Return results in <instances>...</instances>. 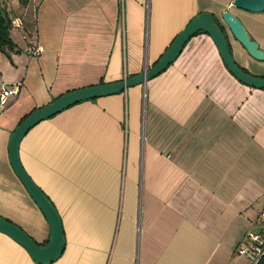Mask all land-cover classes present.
Returning a JSON list of instances; mask_svg holds the SVG:
<instances>
[{"label":"crops","instance_id":"1","mask_svg":"<svg viewBox=\"0 0 264 264\" xmlns=\"http://www.w3.org/2000/svg\"><path fill=\"white\" fill-rule=\"evenodd\" d=\"M233 0H0L14 49L0 52V218L38 245L50 226L9 164L29 114L71 91L140 75L200 13L224 31L243 71L264 78L221 21L229 11L264 50V13ZM42 53L30 58L29 41ZM19 146L28 176L57 210L66 240L50 264H252L236 251L264 210V90L240 84L198 32L144 86L72 105ZM0 264H33L0 234Z\"/></svg>","mask_w":264,"mask_h":264},{"label":"water","instance_id":"2","mask_svg":"<svg viewBox=\"0 0 264 264\" xmlns=\"http://www.w3.org/2000/svg\"><path fill=\"white\" fill-rule=\"evenodd\" d=\"M232 7L249 14L264 13V0H233ZM220 16L224 27L229 30L234 41L243 47L249 58L264 63V50L260 48L259 43L251 39L241 20L227 10ZM198 32H204L212 39L226 69L240 84L249 88L264 90V78L252 76L235 63L224 31L219 27L214 17L211 14L200 13L172 41L169 49L152 68L145 69L140 75L123 81L71 91V93L58 97L42 109L31 112L18 124L10 137L8 145L9 164L16 178L22 183L27 195L35 203L37 209L41 211L46 223L49 224L50 238L45 246L38 245L21 228L2 218H0V234L7 236L21 246L33 264H50L56 261L64 252L66 240L57 210L54 209L49 199L43 195L21 165L19 146L23 140L22 138L39 123L57 116L72 105L100 99L101 97L114 96L125 92L128 88L144 86L148 81L164 72L182 52L184 45Z\"/></svg>","mask_w":264,"mask_h":264},{"label":"built area","instance_id":"3","mask_svg":"<svg viewBox=\"0 0 264 264\" xmlns=\"http://www.w3.org/2000/svg\"><path fill=\"white\" fill-rule=\"evenodd\" d=\"M10 25L16 28H21V22L18 19H13ZM41 47L35 39L29 41V46L26 53L30 58L38 57L42 52ZM18 92V87H15L14 91L2 90L0 92V109H4L8 104V99L14 97ZM259 224L260 230L257 232L250 231L245 236V239L239 249L236 251L238 256L250 257L252 264H257L259 260L264 256V210L259 213L256 220Z\"/></svg>","mask_w":264,"mask_h":264},{"label":"trees","instance_id":"4","mask_svg":"<svg viewBox=\"0 0 264 264\" xmlns=\"http://www.w3.org/2000/svg\"><path fill=\"white\" fill-rule=\"evenodd\" d=\"M30 0H18L20 7H25ZM11 29L10 19L8 18L7 11L0 5V52L7 57L10 56L14 49V44L9 38V31ZM257 264H264V256L259 260Z\"/></svg>","mask_w":264,"mask_h":264},{"label":"rangeland","instance_id":"5","mask_svg":"<svg viewBox=\"0 0 264 264\" xmlns=\"http://www.w3.org/2000/svg\"><path fill=\"white\" fill-rule=\"evenodd\" d=\"M243 24V23H242ZM244 26V25H243ZM244 29H245V27H244ZM235 60V59H234ZM253 60V59H252Z\"/></svg>","mask_w":264,"mask_h":264}]
</instances>
